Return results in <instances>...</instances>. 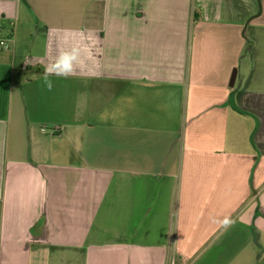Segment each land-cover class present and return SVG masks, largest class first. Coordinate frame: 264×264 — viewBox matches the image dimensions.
Wrapping results in <instances>:
<instances>
[{
    "label": "crops",
    "instance_id": "0c3cea01",
    "mask_svg": "<svg viewBox=\"0 0 264 264\" xmlns=\"http://www.w3.org/2000/svg\"><path fill=\"white\" fill-rule=\"evenodd\" d=\"M0 264H264V0H0Z\"/></svg>",
    "mask_w": 264,
    "mask_h": 264
},
{
    "label": "clouds",
    "instance_id": "9594fccd",
    "mask_svg": "<svg viewBox=\"0 0 264 264\" xmlns=\"http://www.w3.org/2000/svg\"><path fill=\"white\" fill-rule=\"evenodd\" d=\"M82 49L78 46H72L62 49L55 60L44 67L43 73V87L51 91L54 87L50 77H62L67 79L71 76L76 66L81 63ZM224 226L230 225V221L227 219L223 222Z\"/></svg>",
    "mask_w": 264,
    "mask_h": 264
},
{
    "label": "built area",
    "instance_id": "2783aa9c",
    "mask_svg": "<svg viewBox=\"0 0 264 264\" xmlns=\"http://www.w3.org/2000/svg\"><path fill=\"white\" fill-rule=\"evenodd\" d=\"M4 46H5V48H7L9 46L8 41L4 43Z\"/></svg>",
    "mask_w": 264,
    "mask_h": 264
}]
</instances>
